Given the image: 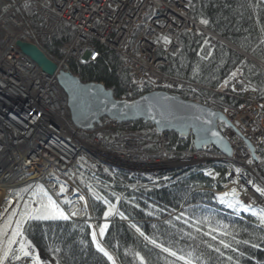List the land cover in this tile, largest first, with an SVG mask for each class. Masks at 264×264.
Returning a JSON list of instances; mask_svg holds the SVG:
<instances>
[{"label": "built area", "instance_id": "built-area-1", "mask_svg": "<svg viewBox=\"0 0 264 264\" xmlns=\"http://www.w3.org/2000/svg\"><path fill=\"white\" fill-rule=\"evenodd\" d=\"M25 3L43 19L42 26H33L24 19ZM190 3L191 0H0V31L4 34L0 35V196L41 184L71 220L90 221L86 188L95 182L113 186L116 179L111 166L145 176L146 180L136 182L132 189L172 183L176 179L168 171L187 166L214 179L225 175L222 187L212 190L248 204L264 224V176L243 138L264 144V98L260 99L249 84L236 80L232 85L243 101L241 106L228 110L234 127L224 130L234 149L232 157L208 149L171 151L164 132L153 140L156 150L141 152L140 140L135 136L124 135L110 143H104L99 136L105 128L129 129L131 122H107L94 131L73 124L68 97L58 83L57 73L44 72L15 44L27 37L46 52L40 42L44 38L51 40L60 24L66 23L76 33L72 40L61 44L63 56L53 58L59 69H70L69 58L81 64L95 62L100 56L99 45H103L122 54L139 83L199 88L160 71L168 65V56L180 51L181 35L187 30L211 35L214 43L223 41L192 17ZM72 191L78 194L69 206H63L61 197Z\"/></svg>", "mask_w": 264, "mask_h": 264}, {"label": "trees", "instance_id": "trees-1", "mask_svg": "<svg viewBox=\"0 0 264 264\" xmlns=\"http://www.w3.org/2000/svg\"><path fill=\"white\" fill-rule=\"evenodd\" d=\"M190 4L192 17L231 45L222 41L212 43L211 35L187 30L181 35L180 51L168 56V65L160 71L199 88L176 90L150 81L139 83L132 77L127 60L103 45H99L100 56L93 63L84 65L69 58L71 71L83 81L102 82L116 97L130 100L162 88L225 113L242 103L230 87L237 79L250 83L264 98V0H191ZM34 11L29 3L24 4L28 23L40 27L43 19ZM205 20L207 23H202ZM75 33V29L61 23L51 40L44 38L40 43L50 57H61V44L72 40ZM0 35H4L2 31ZM106 121L104 118L97 128ZM157 133L153 124L139 120L129 130L105 128L99 136L104 143H110L117 137L133 134L141 139L144 151L153 148L146 143ZM169 137L170 150L193 148L192 136L170 132ZM209 149L216 151L212 146ZM256 155L260 160L258 171L264 175V146H257ZM186 169L169 171L177 178L174 183L127 191L128 184L142 176L136 171L114 168L117 183L113 187L91 185L89 195L97 218L110 215L127 191L117 214L118 219L129 220L127 225L120 220L106 223V228L104 223L98 225L104 228V241L120 263L264 264V228L244 219L251 215L241 210L239 204L229 206L213 192L193 191L202 185L219 186L220 182ZM23 231L57 264H115L109 254L106 256L97 247L88 223L68 218H29Z\"/></svg>", "mask_w": 264, "mask_h": 264}, {"label": "water", "instance_id": "water-1", "mask_svg": "<svg viewBox=\"0 0 264 264\" xmlns=\"http://www.w3.org/2000/svg\"><path fill=\"white\" fill-rule=\"evenodd\" d=\"M15 44L44 72L50 75L58 73V83L68 95L73 124L85 130H93L103 118L120 123L143 120L153 124L158 132L192 136L195 149L212 146L226 156H232L233 148L219 127L220 122L231 125L223 111L162 89L147 92L131 100L118 98L102 82L83 81L69 70L61 69L57 72L58 64L36 43L17 40ZM248 143L257 162L256 148L251 142ZM106 251L114 260H118L111 249L107 247Z\"/></svg>", "mask_w": 264, "mask_h": 264}, {"label": "rangeland", "instance_id": "rangeland-1", "mask_svg": "<svg viewBox=\"0 0 264 264\" xmlns=\"http://www.w3.org/2000/svg\"><path fill=\"white\" fill-rule=\"evenodd\" d=\"M25 18L28 21L27 17H25L24 15V19ZM195 31H198V30H195ZM43 193L45 196L41 194V191H40L41 198L38 197V204L37 206H34L33 200L38 195H36V193L33 192L32 190L27 189L26 191H24L23 189H21V191L18 192L16 196L14 195V201L11 200V203L9 204L8 208L6 207L0 208V215H1V218H0V264H4V263L6 264L14 256V253L17 250H19L18 248H19L22 238L23 239L25 238L23 228H24L26 221L30 217L24 214L30 213L31 217L38 216L43 211L41 201L43 200V205L48 203V196L45 194V192ZM219 198L222 201H225L227 204H230V205L239 204V207L241 210L247 213H250L249 208L246 207L244 204H242L240 201H238L235 198H229V199H224L222 197H219ZM40 199L42 200L40 201ZM0 205H1V202H0ZM18 222H19V231L20 233H22L21 235L14 234L18 230L17 228ZM95 241L98 244L96 240V236H95ZM99 246L101 247V245ZM46 256L49 258V260H51L50 264H57V261L54 258H51L48 255ZM24 261L30 262V264H36L37 262L36 258L32 257V254L30 256H25ZM39 264L41 263L39 262ZM115 264H118L117 260H115Z\"/></svg>", "mask_w": 264, "mask_h": 264}, {"label": "snow or ice", "instance_id": "snow-or-ice-1", "mask_svg": "<svg viewBox=\"0 0 264 264\" xmlns=\"http://www.w3.org/2000/svg\"><path fill=\"white\" fill-rule=\"evenodd\" d=\"M202 23H207V21H202ZM235 75V73H233V76ZM239 171V170H237ZM63 191V189H61ZM257 191H261V189H257ZM262 194H264V191H262ZM231 206V205H229ZM43 211L40 213V215L35 216V217H31L30 213H25L24 215H28L30 218H34V219H67L68 217L63 213L62 210H60L58 208V206L56 205L55 201L52 200L51 197H48V203L45 205H42ZM73 215H75V213H73ZM107 215V213H106ZM105 228L107 227V225L104 226ZM17 232L14 233L15 235H21L22 233H20L19 231V222L17 224ZM104 232V228H101V235H103ZM93 240H95V233H93ZM97 247L99 248V250L101 252H104V254L107 256L108 253L104 251V249L102 247L99 246V244H97ZM21 252L24 256H30L31 253L28 251V249L22 245L21 246ZM165 251H167V249H165ZM174 254V253H173ZM16 259H19L20 257H15ZM109 259H111V257H108ZM36 264H39V258L37 257V262Z\"/></svg>", "mask_w": 264, "mask_h": 264}, {"label": "bare ground", "instance_id": "bare-ground-1", "mask_svg": "<svg viewBox=\"0 0 264 264\" xmlns=\"http://www.w3.org/2000/svg\"><path fill=\"white\" fill-rule=\"evenodd\" d=\"M24 41H28V40H24ZM181 45V44H180ZM113 50V49H111ZM115 52H117L116 50H113ZM118 54H120L122 56L121 53L117 52ZM1 217V215H0ZM94 217L90 216V222L93 224L94 228H95V236H96V240L98 242L99 245H101V247L107 249V247H105V243H104V239L102 237V235L100 234V232L97 230V228L95 227V221H94ZM24 245L28 251L32 254V257L39 258V262L41 264H50L51 260H49V258L47 256H45L40 250H38L37 247H34V245L31 243L30 240H28V238H22L20 245H19V250H17L14 253V256L6 263V264H30V262H25L24 261V255L21 252V246ZM15 257H20L19 259H16ZM5 264V263H4Z\"/></svg>", "mask_w": 264, "mask_h": 264}]
</instances>
